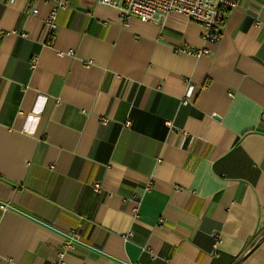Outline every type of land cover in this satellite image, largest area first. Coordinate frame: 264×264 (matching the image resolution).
Returning a JSON list of instances; mask_svg holds the SVG:
<instances>
[{
	"label": "crops",
	"instance_id": "crops-1",
	"mask_svg": "<svg viewBox=\"0 0 264 264\" xmlns=\"http://www.w3.org/2000/svg\"><path fill=\"white\" fill-rule=\"evenodd\" d=\"M66 1L46 45L55 0H0V264H264V0L217 44Z\"/></svg>",
	"mask_w": 264,
	"mask_h": 264
},
{
	"label": "built area",
	"instance_id": "built-area-1",
	"mask_svg": "<svg viewBox=\"0 0 264 264\" xmlns=\"http://www.w3.org/2000/svg\"><path fill=\"white\" fill-rule=\"evenodd\" d=\"M99 4L117 10L124 20L136 18L143 23L158 24L166 15L176 14L189 18L203 29L202 38L205 42L217 44L228 11L233 7V0H96ZM68 7L66 0H55L44 20V30L47 38H53L57 30V16L60 11ZM36 13V11H33ZM50 43V42H49ZM48 45V42L47 44ZM176 52L194 57L207 53L206 50H192L178 48ZM187 103L186 99L182 100ZM129 122L125 126H129ZM96 189L99 187L96 185ZM128 236H131L129 233ZM79 232L72 230L66 236L62 249L58 253V260L52 264H59L65 251L71 250L79 241ZM126 240V238H124Z\"/></svg>",
	"mask_w": 264,
	"mask_h": 264
},
{
	"label": "trees",
	"instance_id": "trees-1",
	"mask_svg": "<svg viewBox=\"0 0 264 264\" xmlns=\"http://www.w3.org/2000/svg\"><path fill=\"white\" fill-rule=\"evenodd\" d=\"M229 12V11H228ZM51 40H52V38H47V41L45 42V44H47V42H48V45H50L51 44ZM50 42V43H49ZM263 237H264V234H263ZM261 238V237H260ZM260 238L258 239V241H257V243H259L260 242Z\"/></svg>",
	"mask_w": 264,
	"mask_h": 264
}]
</instances>
